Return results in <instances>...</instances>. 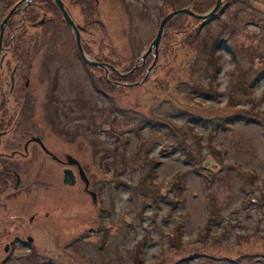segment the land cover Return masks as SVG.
Returning <instances> with one entry per match:
<instances>
[{
    "label": "rangeland",
    "instance_id": "rangeland-1",
    "mask_svg": "<svg viewBox=\"0 0 264 264\" xmlns=\"http://www.w3.org/2000/svg\"><path fill=\"white\" fill-rule=\"evenodd\" d=\"M63 1L84 29L85 55L130 75L91 77L67 26L48 35V46L75 48V76L59 86L75 94V116L60 117L75 126L88 185L78 174L68 188L52 166L32 177L11 216L46 212V225H33L42 246L17 247L0 264H264V0H222L198 30L199 19L173 17L141 76L135 60L160 20L182 8L205 15L216 0ZM14 2L0 0V23ZM24 16L31 38L18 46H41L49 23L31 24L47 14ZM21 23L15 15L5 31ZM12 220L0 232L24 234Z\"/></svg>",
    "mask_w": 264,
    "mask_h": 264
},
{
    "label": "flooded vegetation",
    "instance_id": "flooded-vegetation-1",
    "mask_svg": "<svg viewBox=\"0 0 264 264\" xmlns=\"http://www.w3.org/2000/svg\"><path fill=\"white\" fill-rule=\"evenodd\" d=\"M38 1L44 2V5L35 8ZM61 1L75 24V18L68 4ZM22 6L21 0H15L8 9L9 12L15 7L16 10L20 8V11L12 15L7 24L18 14L21 16L22 23L11 31L4 29L1 39L0 128L3 129L0 130V210L2 213L0 223L6 226V219L12 218L13 222L25 228V233L18 235L14 233V230L0 232V243L5 253L0 261L10 260L13 257V250L17 247H28L27 251L30 254L34 249L42 246L33 225L38 220L44 227L48 217L46 212L43 215L36 212L26 219H16L11 216L14 211L13 203L21 201L30 194V179L34 177L33 180H35L37 175L41 178V174L49 166L55 167L62 175V182L64 170H71L76 182L78 175L75 166V160L78 161L75 157V126L69 131L60 117L62 114L64 118L68 117L69 113H74L75 116V94L59 93V86L68 81L69 74L75 76V48L64 51L56 46L47 45L48 35H56L54 29L58 24L70 28L53 0H30ZM34 9L42 10L47 14L31 24L36 27L35 23L38 21L39 26L43 27L49 23L50 27L42 32L44 41L39 47L18 46L21 44L20 38L23 34L31 38L29 32L21 31V29L26 19L24 14ZM70 31L73 34L71 29ZM94 61L112 68L105 66L106 72L103 68L88 66L91 77L94 75L93 69L102 70L105 78H109L111 73L122 79L130 75L122 76L116 66L107 61ZM104 80L106 82V79ZM106 83L109 86L112 83L116 87L123 86L122 82L117 80H109ZM5 136L12 142H3L2 138ZM32 167L37 169L31 171ZM29 254L24 257H29ZM19 255L22 257V254Z\"/></svg>",
    "mask_w": 264,
    "mask_h": 264
},
{
    "label": "water",
    "instance_id": "water-1",
    "mask_svg": "<svg viewBox=\"0 0 264 264\" xmlns=\"http://www.w3.org/2000/svg\"><path fill=\"white\" fill-rule=\"evenodd\" d=\"M29 1L30 0H21V2L23 3V6H24L25 2L28 3ZM53 1L55 2L57 7L59 8V10L61 11L65 22L67 23L69 28L73 31L74 38H75L76 49H77V52L79 53L82 61L86 65H88L89 67H99V68L105 69V71H106L105 66L109 67V68H112L111 66L105 65L104 63L93 61V60H91L90 58H88L85 55V53L83 51V48H82V36H81V30L82 29L80 27H78L77 25H75L74 22L71 20V18L69 17L67 12L65 11L64 4L62 3L61 0H53ZM221 5H222V0H216L213 9L209 13H207L205 15L195 14L189 8L178 9V10L172 11L171 13L167 14L165 17H163L160 20L156 35H155L154 39L152 40V42L149 44L146 52L137 61H141L142 63H144L145 59L148 57V55H149V53H151V51H153L154 57L156 58L157 53H158L160 40H161L162 34L164 32V26L170 19H172L175 16L183 14V15H188L190 17H193V18H196V19H199V20H208V19L212 18L215 15V13L219 10ZM18 11H20V8L16 10V8L13 7L7 13V15L2 19V21L0 23V49H1L2 34H3V31H4L5 26L7 24V21L12 15H14ZM152 66H153V64L146 71L149 72L151 70ZM138 84H139V82L135 83V84H133L131 86H137ZM75 166L78 168V174H79L80 179L84 182L85 187H87L88 180L85 177V174H84V172L82 170V167L80 166V164H79V162L77 160H75ZM63 183H64V185L69 186V187H72V186L75 185L76 178L73 175L71 170H64V172H63ZM91 196H92L93 199H95V194H91Z\"/></svg>",
    "mask_w": 264,
    "mask_h": 264
},
{
    "label": "trees",
    "instance_id": "trees-1",
    "mask_svg": "<svg viewBox=\"0 0 264 264\" xmlns=\"http://www.w3.org/2000/svg\"><path fill=\"white\" fill-rule=\"evenodd\" d=\"M220 10H221V8H220ZM220 10L212 17V18H210V19H208V20H198V22H199V24L198 25H196V27H195V29L196 30H198L199 28H201V27H203L204 25H206L208 22H210L211 21V19H213V18H216V16H219L220 14H219V12H220ZM194 29V30H195ZM210 56H211V54H210ZM136 61V60H135ZM134 61V62H135ZM145 66H142L141 68H140V71L137 73L138 74V76H141V74L143 73V71H145ZM77 239H79V238H77ZM76 240V239H75Z\"/></svg>",
    "mask_w": 264,
    "mask_h": 264
},
{
    "label": "bare ground",
    "instance_id": "bare-ground-1",
    "mask_svg": "<svg viewBox=\"0 0 264 264\" xmlns=\"http://www.w3.org/2000/svg\"><path fill=\"white\" fill-rule=\"evenodd\" d=\"M76 184V183H75Z\"/></svg>",
    "mask_w": 264,
    "mask_h": 264
}]
</instances>
